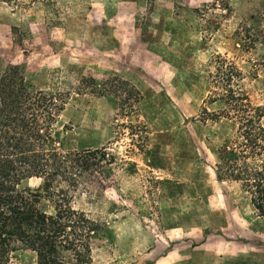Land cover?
Instances as JSON below:
<instances>
[{
	"label": "rangeland",
	"instance_id": "obj_1",
	"mask_svg": "<svg viewBox=\"0 0 264 264\" xmlns=\"http://www.w3.org/2000/svg\"><path fill=\"white\" fill-rule=\"evenodd\" d=\"M8 67L33 89L68 94L54 148L113 159L72 193L71 206L104 225L92 264H264V219L213 168L233 136L220 80L236 70L240 91L264 103V0H0ZM85 79L132 93L100 96ZM35 263L17 245L7 264Z\"/></svg>",
	"mask_w": 264,
	"mask_h": 264
},
{
	"label": "trees",
	"instance_id": "obj_2",
	"mask_svg": "<svg viewBox=\"0 0 264 264\" xmlns=\"http://www.w3.org/2000/svg\"><path fill=\"white\" fill-rule=\"evenodd\" d=\"M3 1L22 8L56 0ZM235 77H240L236 70L219 82L226 105L222 114L233 136L218 149L214 173L217 181L237 184L264 219V103L252 104ZM82 83L100 96L132 93L117 79L104 86L92 79ZM67 99L61 91L26 85L17 67L0 71V264L8 263L17 245L36 254L35 264H92V238L102 236L104 225L75 210L72 193L85 174L98 173L113 159L104 150L64 153L52 146L54 125ZM33 178L42 181L41 192L19 188ZM43 200L52 204V213L41 207Z\"/></svg>",
	"mask_w": 264,
	"mask_h": 264
}]
</instances>
